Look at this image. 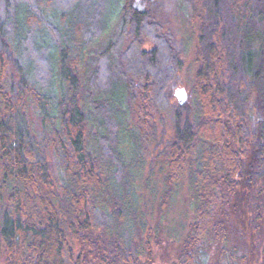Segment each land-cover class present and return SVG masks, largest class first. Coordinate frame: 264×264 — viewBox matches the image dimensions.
Here are the masks:
<instances>
[{"label":"trees","instance_id":"obj_1","mask_svg":"<svg viewBox=\"0 0 264 264\" xmlns=\"http://www.w3.org/2000/svg\"><path fill=\"white\" fill-rule=\"evenodd\" d=\"M187 1L199 66L179 104L184 50L150 11L0 0V264H155L162 220L140 190L161 183L162 218L184 169L192 213L167 264H264V0Z\"/></svg>","mask_w":264,"mask_h":264},{"label":"rangeland","instance_id":"obj_2","mask_svg":"<svg viewBox=\"0 0 264 264\" xmlns=\"http://www.w3.org/2000/svg\"><path fill=\"white\" fill-rule=\"evenodd\" d=\"M183 2L188 3L187 0H131V4L141 8L143 12L146 10L150 11L151 23L154 27H157L156 30L163 36L171 37L173 44H176L178 49L184 50V54L181 56L183 61L182 68L176 76L174 86L171 89L172 102L174 103H178L175 95L176 90L183 89L188 94L199 66L196 49L199 22L188 9L181 8L185 6ZM152 30L153 32L155 31L154 28ZM152 46L153 42L149 39H145L139 44V48L141 49H149ZM158 154L159 151L157 153V150H153L148 160L149 164L152 163L153 169L150 174H153V180L156 178L159 180L164 173L163 169H165L164 158ZM151 185L148 188L143 187L140 190L142 203L144 210H147L150 215L152 214V225L154 223L156 225L158 219L159 222L162 220L161 244L154 246L155 264H167V258L172 255L173 248L175 247L174 244H177L179 235L185 230L186 223L189 221L192 213L187 171L183 170L181 187L162 218L158 217V213L156 212L161 192V183L158 182L156 190L153 193L150 192L152 189Z\"/></svg>","mask_w":264,"mask_h":264},{"label":"water","instance_id":"obj_3","mask_svg":"<svg viewBox=\"0 0 264 264\" xmlns=\"http://www.w3.org/2000/svg\"><path fill=\"white\" fill-rule=\"evenodd\" d=\"M135 8L139 10L140 12H143L141 8L139 7H135ZM175 95L178 99L179 104H184L188 100V94L183 89L176 90Z\"/></svg>","mask_w":264,"mask_h":264}]
</instances>
